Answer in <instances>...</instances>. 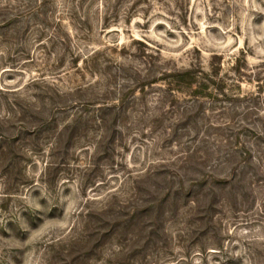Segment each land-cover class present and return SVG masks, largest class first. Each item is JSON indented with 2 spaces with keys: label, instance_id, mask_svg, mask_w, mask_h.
<instances>
[{
  "label": "rangeland",
  "instance_id": "rangeland-1",
  "mask_svg": "<svg viewBox=\"0 0 264 264\" xmlns=\"http://www.w3.org/2000/svg\"><path fill=\"white\" fill-rule=\"evenodd\" d=\"M0 17V264H264V0H9ZM169 181L167 236L99 240L97 211ZM210 197L213 220L192 202Z\"/></svg>",
  "mask_w": 264,
  "mask_h": 264
},
{
  "label": "trees",
  "instance_id": "trees-1",
  "mask_svg": "<svg viewBox=\"0 0 264 264\" xmlns=\"http://www.w3.org/2000/svg\"><path fill=\"white\" fill-rule=\"evenodd\" d=\"M0 4L2 6H4L5 4H9V0H5L4 3H0ZM8 8H9L8 6L4 7V9H8ZM11 23H12V19L9 20L6 17H0V29L5 30V32L3 31V33L6 34V31H8ZM33 110H34L33 113H39L38 111H36L35 108H33ZM69 125L70 124L67 123L66 127H69ZM163 171L164 172L161 173L153 172V174L152 172H147L143 176H141V178L140 177L139 178L141 179V182H144V180H142V177L154 178L156 174L169 175L168 174L169 171L167 170H163ZM178 180H179L178 183H182L179 176H178ZM138 182H140V180ZM154 187L156 188L157 195L159 194L158 196H160V198L156 197L152 200H143L144 203L135 204V205L129 204L130 201L127 200L128 201L127 202L126 199L119 200L118 203L120 205L118 206V209L116 211H113L111 208L109 209L103 208L97 211L95 215L97 216L98 221L100 222L98 226V230L99 229L104 230L103 233L100 234L101 237H99V240L106 236L117 238L120 242L117 251L120 252L122 250L123 251L126 250V252H128V250H131L130 253L135 254L138 251H140L137 249L140 247L139 242L141 240H144L145 237L147 238L150 237L153 240H156L160 234L166 235L165 230L159 226L161 225V222L158 221L159 216L160 215L163 216V214L160 215L157 214L159 211L157 209L159 207L164 206V204H168L169 203L168 199L171 198L172 196L174 197L173 199H175L177 193L173 181H169V185L164 188L161 187L160 185H154ZM161 189H162V193L159 192ZM179 190L180 193L183 194L182 186L180 187ZM207 200H208L207 202L203 203V206L198 204V201L196 200L192 202L193 203L195 202L197 206V210H203V212H205L206 214L205 218L207 220H213L212 209L214 208L216 203L213 201L211 197ZM152 214L156 216L154 218H157L155 222L153 218L152 220L149 218V216H151ZM159 227L161 229H159ZM92 230H93L92 235H94L95 232H98L97 228H94ZM146 240L144 241L146 242Z\"/></svg>",
  "mask_w": 264,
  "mask_h": 264
}]
</instances>
